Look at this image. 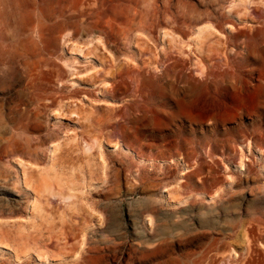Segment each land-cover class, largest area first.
I'll return each mask as SVG.
<instances>
[{
	"label": "rangeland",
	"instance_id": "obj_1",
	"mask_svg": "<svg viewBox=\"0 0 264 264\" xmlns=\"http://www.w3.org/2000/svg\"><path fill=\"white\" fill-rule=\"evenodd\" d=\"M76 1L20 0L25 23L43 12V41L12 46L18 66L0 59V109L49 105L37 158L11 125L0 133V264H264V0L89 1L91 17L135 18L115 33L62 25ZM13 16L0 18L9 36ZM169 57L195 89L181 109L157 80ZM133 64L144 93L115 92ZM49 226L57 256L25 239Z\"/></svg>",
	"mask_w": 264,
	"mask_h": 264
},
{
	"label": "bare ground",
	"instance_id": "obj_2",
	"mask_svg": "<svg viewBox=\"0 0 264 264\" xmlns=\"http://www.w3.org/2000/svg\"><path fill=\"white\" fill-rule=\"evenodd\" d=\"M89 1L91 0H77L76 3L73 4L71 8H69L73 12L72 16L68 20H63L61 24L75 28L77 30L76 33H78L80 29H83V30L85 29L87 32H90V33L91 31L98 30V29H105V30L107 29V30H110L112 33L113 32L115 33L116 27L118 28L119 26H122L126 21L129 23L135 22V18L131 19V15L124 17V19L126 20L124 23L122 22L123 20H121L119 16H117L116 14L110 17L106 13H98L94 17H91L90 15L87 14V11L91 9L88 6H92L89 3ZM95 1L100 3L103 8L106 5V0H95ZM3 6L5 7V9L2 12V14L0 13V18L9 16L11 12L14 13V16L12 17V19L15 18V21H16V23L13 25L14 28H16V33L15 35L9 36L7 33L8 31L4 29V26L0 27V59L5 61L6 64L8 65L11 63V65L13 64V65L18 66L17 57L14 55L15 53L13 52L12 46H17V50H19L20 47H26V45H28L32 49L34 48L35 50H38L40 46L39 43L43 41V33L41 32L42 30H38V28L42 26L40 24L43 23V19L45 17L43 15V12L39 14L38 11L34 10L30 13L29 21L25 23L23 18L19 15L18 7H20V0H0V8ZM9 9H11V11ZM137 14H135V16ZM82 17H86L87 19L82 20L81 19ZM72 19H75L76 21L73 22ZM1 24L4 25L2 22ZM34 34L37 35V37L39 38V41L37 40L36 36H34ZM172 60L173 58H170V57L168 58L167 68L165 69L164 75L162 77H158L157 80L161 81L163 77L169 79V83L166 85V87L165 85L163 87L161 86L162 87V93H161L162 98L167 99L168 101L174 102L175 105H177L178 109H181L187 99V96H184V93L186 92L185 94L192 95V93L195 92V89L194 87H190V89L188 90L186 89L182 90L180 87H178L177 85L178 77L175 72V65L173 63L168 65V63L174 62ZM25 66H26V72L20 74L22 81H24L25 76H30V73H28L30 71V64L28 63ZM135 66L136 65H134L133 68H129L123 72L118 71L119 73L117 74L116 81L119 80V82L115 81L114 83L115 92H117V89L120 83V84H124V86L126 87L127 85H129L130 87L131 84L132 86L135 85L134 87H136L137 91L144 93V90L146 89L145 87H147L149 83L145 80V77H143L140 71L137 68H135ZM141 77H143L144 79H141ZM36 82L37 81H35L33 77H31L26 87L27 88L26 90L30 91V93L32 92V90L34 89L36 90L35 88L37 86ZM45 99L46 98L43 96L42 97L38 96L37 101H36L37 103L34 106V108H30L29 105H27L23 100H20L10 105L7 113H5L2 109H0V133H5L7 131V126L11 125L13 128L12 135H15L14 137H17V141L20 142V144H22L23 149L22 148L21 149L23 150V153L25 154V156H28L32 160L38 157V149L33 148V145H32L33 144L32 142L37 141L38 139H34L30 135L36 132L39 133L40 131L45 129L46 125L44 123V117H45L46 111L49 108V105L41 103ZM30 100L35 101V98L30 99ZM167 105L168 104H165L164 106L167 107ZM120 120L122 119L120 118ZM49 136L50 135H48V137ZM47 139H48L47 137H44L43 138L44 142L47 141ZM88 144L90 146V148L88 149V152H89L94 147V143L89 142ZM127 149L130 152L134 151L128 146H127ZM104 168H105L104 164L103 166L102 164H100V170L97 171L98 176L96 177V180H103ZM186 171L187 170L185 169L183 171V174ZM114 172L118 173L115 170ZM88 173L90 174L92 178L95 175V172H93L91 169ZM62 234L63 235H60L61 237L64 236L65 237L64 239L66 240L69 239V233L67 232V230ZM58 237L55 236L54 227L49 226V227H43L42 229H39L36 232L25 236V239H27L28 241H33L37 244H41L40 246L41 248L40 247L39 248L41 250H43L42 248H45L42 251L43 255L57 256V255H60L61 252H57L55 250L51 251V248H55V246L59 244L58 242L60 238ZM92 249L93 247H89L86 253L89 254L90 250L92 251ZM200 254H201V251L192 252V253H188L187 257L191 258V256H196V255L198 256ZM84 257L85 256H83V258L76 264H84L83 262L85 260ZM205 260H206L205 257H202V258L199 257L192 264H203ZM187 264H191V263L188 262Z\"/></svg>",
	"mask_w": 264,
	"mask_h": 264
}]
</instances>
